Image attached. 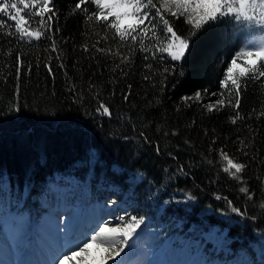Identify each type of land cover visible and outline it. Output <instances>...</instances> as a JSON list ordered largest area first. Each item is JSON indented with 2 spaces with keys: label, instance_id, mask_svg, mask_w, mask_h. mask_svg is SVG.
<instances>
[{
  "label": "trees",
  "instance_id": "trees-1",
  "mask_svg": "<svg viewBox=\"0 0 264 264\" xmlns=\"http://www.w3.org/2000/svg\"><path fill=\"white\" fill-rule=\"evenodd\" d=\"M77 2L53 0L49 35L58 51L51 40L20 41L0 30V234L13 213L37 215L39 200L66 184L69 200L111 201L122 215L159 222L164 236L217 227L232 255L243 249L246 264H261L264 250L255 245L264 244V78L241 81L238 109L206 110L245 37L221 19L190 40L181 61L137 52L120 64L97 51L115 50L112 33L73 11ZM174 29L187 37L190 26L181 17ZM197 91L201 99H181ZM101 104L110 115L97 111ZM236 111L242 118L234 124ZM222 153L246 166L242 180L223 171ZM245 186L251 200L240 191Z\"/></svg>",
  "mask_w": 264,
  "mask_h": 264
},
{
  "label": "snow or ice",
  "instance_id": "snow-or-ice-1",
  "mask_svg": "<svg viewBox=\"0 0 264 264\" xmlns=\"http://www.w3.org/2000/svg\"><path fill=\"white\" fill-rule=\"evenodd\" d=\"M86 3L94 5L95 10L89 13L87 7L82 8ZM76 10L85 12L86 18L101 25L106 33H112L115 50L98 48L97 51H107L108 54L119 57L120 64L130 63L132 56L137 52L145 53V60L149 59L150 54L153 59L163 62L166 53L171 61H181L190 47V40L206 25L221 19L232 22L245 40L224 70V78L219 81L223 91L219 93L215 103L206 106L208 112L224 107L238 109L241 103V81H259L264 78V0H78L73 11ZM55 16L53 0H0V30H5L3 35L29 42L51 40L50 47L53 52L58 51L57 43L49 33L53 31L52 22ZM37 17L38 26L32 28L30 25ZM181 17L184 23L190 26L187 37L179 35L174 29V20ZM104 39L107 40L108 37L105 36ZM16 56L19 60L20 53ZM146 67L151 69L152 65L147 64ZM174 69V64L164 67L163 73H170ZM17 72L19 74V68ZM164 79L167 77L164 76ZM163 82L162 80L161 83ZM204 93H207L206 89ZM201 96L202 93L197 91L193 97L181 99L199 100ZM101 109L104 114H111L109 108L103 104L97 111ZM241 118L239 111L230 117L234 124ZM221 155L223 160L227 161V167L223 171L234 179L242 180L240 173L246 166L234 162L226 153ZM240 191L245 193L249 200L252 199L248 187H241ZM260 207L264 209V202ZM232 211L244 215L238 208L233 207ZM116 220L115 227H108V221L97 223L81 238L68 241L53 250L48 264H66L68 261L89 264V250L94 244L100 253L98 259L92 258L95 264H122L121 256L126 248L133 246L134 236L143 224L144 217H129L124 214ZM261 264H264V259Z\"/></svg>",
  "mask_w": 264,
  "mask_h": 264
},
{
  "label": "rangeland",
  "instance_id": "rangeland-1",
  "mask_svg": "<svg viewBox=\"0 0 264 264\" xmlns=\"http://www.w3.org/2000/svg\"><path fill=\"white\" fill-rule=\"evenodd\" d=\"M68 188L66 184L54 186L57 206H47L48 200H39L42 211L37 218L30 217L25 211L13 214L0 235V264H48L53 250L68 241L81 238L95 224L108 221V227L116 226V218L122 214L108 201L101 198L86 204H76L79 198L76 197L75 203L66 202L65 198L71 192ZM162 228L159 222L145 219L134 236L133 246L126 248L122 254V264L247 263V252L240 249L232 255L228 240L217 227L194 234L191 231L193 228L189 227L184 232L167 237ZM204 243L210 245L209 249L204 250ZM255 250L262 253L264 244L255 245ZM89 253V264H95L92 258L98 259L100 255L95 244ZM66 264L75 262L68 261Z\"/></svg>",
  "mask_w": 264,
  "mask_h": 264
}]
</instances>
